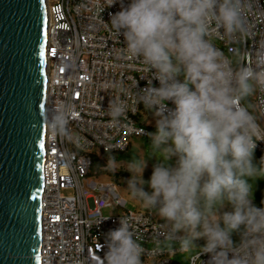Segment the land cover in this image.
<instances>
[{"label": "clouds", "instance_id": "obj_1", "mask_svg": "<svg viewBox=\"0 0 264 264\" xmlns=\"http://www.w3.org/2000/svg\"><path fill=\"white\" fill-rule=\"evenodd\" d=\"M115 2L97 0L101 22L104 7ZM247 3L121 0V10L110 14L113 34L124 37L122 52L148 73L154 70L152 78L159 87L150 85L134 94L122 82H112L103 89H115L118 96L105 114L119 127L128 121V99L134 100L135 108L142 102L156 118V131L149 133L153 152L165 161L176 158L175 166H154L148 182L151 194L142 187L145 161L133 162L129 170L134 175L128 181L131 198L148 210L160 205L162 235L170 245L177 240L180 252L192 253L197 250L194 241L204 238L206 243L196 255L210 254L206 264H264V207L253 203L250 182L264 177V156L259 167L253 163L256 141H264V127L244 103L257 88L264 89V55L245 65L225 56L210 38L213 29L226 38L246 35ZM69 116L61 109L51 113L48 123L53 134H66ZM119 224L108 232L107 251L94 264H142L145 249L137 242L134 221L121 217ZM180 232L183 235L178 236ZM161 253L157 246L150 254Z\"/></svg>", "mask_w": 264, "mask_h": 264}, {"label": "built area", "instance_id": "obj_2", "mask_svg": "<svg viewBox=\"0 0 264 264\" xmlns=\"http://www.w3.org/2000/svg\"><path fill=\"white\" fill-rule=\"evenodd\" d=\"M129 2L123 0L124 4ZM45 3L39 264H94L96 257L102 258L107 251V234L120 226L121 217L132 218L135 223L137 242L145 249L140 257L142 264H206L210 254L201 253L198 258L199 246L192 253L180 252L177 240L170 245L164 239V222L150 210L126 209L125 199L112 182H98L88 175L93 153H117L129 146L131 138L145 137L148 130L139 119L142 113L153 112L142 102L135 108L134 100L129 98L128 121L113 126L105 112L118 92L103 88L112 82H122L134 94H140L150 85L159 87V81L152 78L154 70L148 73L139 61L125 55L124 37H116L111 30L110 14L121 10V0L104 7L100 16L105 23L96 14L97 0H46ZM99 3L103 4L104 0ZM244 12L246 35L226 38L213 29L210 38L225 56L251 65L264 55V0H248ZM120 98L125 99L123 94ZM166 103L174 107L171 101ZM244 103L264 127V89L257 88ZM57 109L70 112L64 135L53 134L49 127V117ZM256 145L254 152L264 155V141H256ZM65 189L70 193L64 194ZM262 191L264 194V181ZM112 205L123 211L113 215L101 213ZM157 246L163 253L151 255Z\"/></svg>", "mask_w": 264, "mask_h": 264}, {"label": "water", "instance_id": "obj_3", "mask_svg": "<svg viewBox=\"0 0 264 264\" xmlns=\"http://www.w3.org/2000/svg\"><path fill=\"white\" fill-rule=\"evenodd\" d=\"M44 0H0V264H39Z\"/></svg>", "mask_w": 264, "mask_h": 264}, {"label": "rangeland", "instance_id": "obj_4", "mask_svg": "<svg viewBox=\"0 0 264 264\" xmlns=\"http://www.w3.org/2000/svg\"><path fill=\"white\" fill-rule=\"evenodd\" d=\"M155 116L153 112H145L141 114V118L139 121L143 123L147 128H155ZM154 133V132H152ZM171 143V142H169ZM261 155L254 154L253 152V163L259 167ZM103 159V158H102ZM113 160L115 161L113 163ZM144 160L145 167L142 172V179L145 183L142 185L143 189L151 194L152 189L149 185V181L154 169V166L158 164H165L166 166H175V157L165 161L158 152H153L152 150V141L149 133L145 137H133L129 142V146L127 147L125 152L120 153V155L115 156L114 154L108 158L104 159V167L105 171L101 174L97 175L95 178L98 182L103 180H108L112 182L118 194L125 199V208L134 210L136 208H144L142 203L131 198V194L128 190V181L132 178L134 173L129 170V167L132 166L133 162ZM115 168L114 171L112 169ZM264 177H257L256 179L250 181L253 185V203L257 204V200L260 196H263L262 185H263ZM64 194L70 193L69 189L62 190ZM160 205L157 204L155 208L150 211L154 214V216L160 221H165L158 215V209ZM148 210V209H147ZM227 210V209H226ZM121 208L117 206H110L107 208H103L101 213L104 215H113L122 212ZM183 235L182 232H180ZM199 242L204 245L206 241L204 238L197 239Z\"/></svg>", "mask_w": 264, "mask_h": 264}, {"label": "trees", "instance_id": "obj_5", "mask_svg": "<svg viewBox=\"0 0 264 264\" xmlns=\"http://www.w3.org/2000/svg\"><path fill=\"white\" fill-rule=\"evenodd\" d=\"M148 130V133H152V132H155L156 130L152 129V128H147ZM127 149V148H126ZM126 149H124L123 151H119L117 153H102V154H92V160H91V165L89 167V170H88V175L89 176H93V177H96L97 175L101 174L102 172L105 171V167H104V159L105 158H108L110 156H112L113 154L115 156H118L120 155V153L122 152H125ZM254 154H259V153H256L254 152ZM261 155V154H259ZM261 156H264V155H261ZM103 158V159H102ZM260 165V164H259ZM262 201H264V195L263 196H260L259 199L257 200V204L256 206L259 207L262 203ZM233 239H238V237L234 236ZM194 244H196L197 246H203L199 240H195L194 241Z\"/></svg>", "mask_w": 264, "mask_h": 264}, {"label": "bare ground", "instance_id": "obj_6", "mask_svg": "<svg viewBox=\"0 0 264 264\" xmlns=\"http://www.w3.org/2000/svg\"><path fill=\"white\" fill-rule=\"evenodd\" d=\"M45 1H46V0H44V7L46 8V3H45ZM45 8H44V9H45ZM45 15H46V9H45ZM45 19L47 20V16L45 17ZM46 20H45V22H46ZM45 25H46V23H45ZM45 30H46V29H45ZM45 34H46V31H45Z\"/></svg>", "mask_w": 264, "mask_h": 264}]
</instances>
